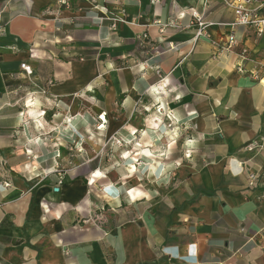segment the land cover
<instances>
[{
	"label": "crops",
	"instance_id": "1",
	"mask_svg": "<svg viewBox=\"0 0 264 264\" xmlns=\"http://www.w3.org/2000/svg\"><path fill=\"white\" fill-rule=\"evenodd\" d=\"M57 1L0 0V264H264V0Z\"/></svg>",
	"mask_w": 264,
	"mask_h": 264
},
{
	"label": "built area",
	"instance_id": "2",
	"mask_svg": "<svg viewBox=\"0 0 264 264\" xmlns=\"http://www.w3.org/2000/svg\"><path fill=\"white\" fill-rule=\"evenodd\" d=\"M60 5L66 4V0H58L57 1ZM246 2L234 4V2L225 1V5L228 8H231L234 13V22L231 25H240L244 27H252L257 35H261L264 33V15H261L257 12L256 9H251L249 7H246ZM192 21H194L197 25V32H196V38L199 37H208V34L206 33L205 29L207 25L202 21V15H199L198 13L192 14ZM174 24H171L170 26H173ZM114 28L115 25H112ZM141 40H146L147 35L142 34L140 37ZM235 38L233 35H230L228 37L226 45L223 47V50L226 52H229L233 45H235ZM22 69L28 73L30 72L29 67H25L24 65H21ZM238 70L242 72L241 67H238ZM255 74V73H254ZM257 146L255 144L247 145L245 148L248 151H252ZM254 177H250V185L253 184Z\"/></svg>",
	"mask_w": 264,
	"mask_h": 264
}]
</instances>
